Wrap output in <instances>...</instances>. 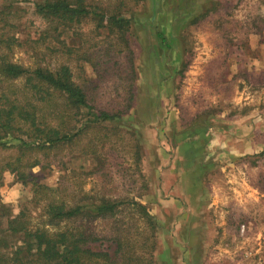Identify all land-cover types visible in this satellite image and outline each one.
<instances>
[{"label": "rangeland", "instance_id": "374dc122", "mask_svg": "<svg viewBox=\"0 0 264 264\" xmlns=\"http://www.w3.org/2000/svg\"><path fill=\"white\" fill-rule=\"evenodd\" d=\"M42 2L0 0V9H24L17 25L25 36L45 28L33 13ZM87 3L130 23L120 33L97 32L88 16L45 65L67 62L85 93L92 110H76L77 127L101 111L118 119L88 125L69 145L28 153L29 164L40 165L25 183L2 175L1 213L28 206L41 225L32 206L40 184L60 200L87 198L83 206L121 204L106 222L74 224L90 228L99 240L91 247L111 261L130 260L114 255V240L123 238L140 264H264V0ZM67 45L76 51L69 61L61 54ZM14 61L33 66L25 56ZM13 153L2 150L0 160Z\"/></svg>", "mask_w": 264, "mask_h": 264}, {"label": "trees", "instance_id": "16d2710c", "mask_svg": "<svg viewBox=\"0 0 264 264\" xmlns=\"http://www.w3.org/2000/svg\"><path fill=\"white\" fill-rule=\"evenodd\" d=\"M96 9L100 11L87 0H43L35 5L33 13L46 26L28 31L25 36L21 35V28L17 25L23 18L20 14L24 9L12 5L0 9V152L14 150L11 156L0 160V183L5 172L15 174L22 183L26 182L30 177L27 174L29 168L40 165L38 161L33 164L27 161V154L31 151L69 145L88 125L118 119L119 115L101 111L83 128L77 127L74 124L76 110H92L85 93L73 81L67 62L45 65L49 54H55V59L60 58L56 53L57 45L66 38H76L77 29L88 16L96 18L97 32L107 29L110 34H115L114 29H117L120 33L130 23L128 19L115 14L106 16ZM65 49L61 54L67 55L65 59L69 61L76 51L71 45ZM16 55L27 57L33 66L15 62ZM86 200L85 197L60 200L55 191L35 184L32 206H37L39 221H43L41 225L35 224L28 206L16 216H6L0 211V264H120L111 261L106 250L91 247L99 240L90 228L74 227V224L79 219L87 223L106 222L107 218L116 215L121 204L102 201L95 207L80 205ZM61 223L70 224L57 230L56 226ZM52 228L56 231L52 232ZM17 236L22 238L21 244L13 242ZM114 242V255L119 260L128 256L130 264L141 263L131 249L126 253L128 248L123 246V238Z\"/></svg>", "mask_w": 264, "mask_h": 264}, {"label": "crops", "instance_id": "0c3cea01", "mask_svg": "<svg viewBox=\"0 0 264 264\" xmlns=\"http://www.w3.org/2000/svg\"><path fill=\"white\" fill-rule=\"evenodd\" d=\"M186 185V184H185ZM191 188L188 187V185H186V191H190ZM184 197V196H183Z\"/></svg>", "mask_w": 264, "mask_h": 264}]
</instances>
